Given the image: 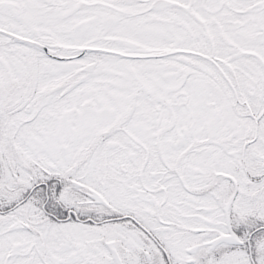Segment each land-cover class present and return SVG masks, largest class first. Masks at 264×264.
Returning <instances> with one entry per match:
<instances>
[{
	"label": "snow or ice",
	"instance_id": "6c2138e0",
	"mask_svg": "<svg viewBox=\"0 0 264 264\" xmlns=\"http://www.w3.org/2000/svg\"><path fill=\"white\" fill-rule=\"evenodd\" d=\"M0 264H264V0H0Z\"/></svg>",
	"mask_w": 264,
	"mask_h": 264
}]
</instances>
